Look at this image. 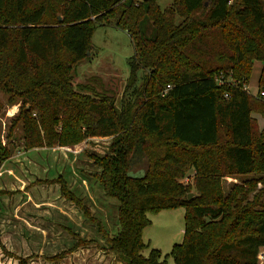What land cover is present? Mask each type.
<instances>
[{"label":"trees","instance_id":"1","mask_svg":"<svg viewBox=\"0 0 264 264\" xmlns=\"http://www.w3.org/2000/svg\"><path fill=\"white\" fill-rule=\"evenodd\" d=\"M28 1L0 0V89L21 103L26 150L111 137L96 165L104 195L118 202L117 233L109 237L90 216L108 251L121 264H168L156 249L143 255L146 213L183 207L184 240L171 253L176 264H259L264 191L250 201L254 189L245 186L264 179L228 195L220 179L264 172V127L254 116L264 118V102L243 90L261 62L258 93L264 91L263 1L173 0L163 10L156 0H53L61 23L45 20V5L30 8ZM104 26L127 33L134 49L123 92L131 95L119 107L113 97L72 86L74 68ZM219 76L239 84L219 85ZM9 156L0 139V167ZM138 170L142 176L131 174ZM191 171L197 197L183 182Z\"/></svg>","mask_w":264,"mask_h":264},{"label":"rangeland","instance_id":"2","mask_svg":"<svg viewBox=\"0 0 264 264\" xmlns=\"http://www.w3.org/2000/svg\"><path fill=\"white\" fill-rule=\"evenodd\" d=\"M156 1L163 10L173 3V0ZM28 3L30 8L45 5V20L51 23L63 21L57 2L29 0ZM146 26L147 23L142 26L145 35L152 37L151 27L145 30ZM133 54L127 33L109 26L98 27L91 37L87 58L79 62L72 72L73 88L84 95L106 94L113 97L116 107H119L122 97L127 99L131 95V91L126 96L123 92L129 75L127 61ZM262 65L254 62L249 83L253 96L258 95ZM140 84L141 80L136 86ZM10 97L0 89V139L10 152L9 159L0 167V264H119L90 220L92 217L95 223L100 222L109 237L117 233L118 202L104 195L98 183L101 169L96 165L99 157L108 153L111 137L88 138L66 147L26 150L21 121L17 116L21 103ZM143 173L141 170L131 172L136 177ZM257 178L264 179V172L247 177L221 178L222 193L228 195L234 186L244 187V182ZM194 181V171L183 180L190 184V191L197 197L199 191ZM60 183L65 184L64 194ZM245 189H254L248 193L251 201L258 193H263L264 183L245 186ZM69 191L72 196L67 193ZM71 197L86 206L89 211L87 217L78 205L70 201ZM185 213L183 207L147 212L149 225L142 232V241L149 249L144 250L143 255H148L150 249H156L162 260L176 264L171 253L174 246L184 240ZM263 257L264 248H261L259 264H264Z\"/></svg>","mask_w":264,"mask_h":264},{"label":"built area","instance_id":"3","mask_svg":"<svg viewBox=\"0 0 264 264\" xmlns=\"http://www.w3.org/2000/svg\"><path fill=\"white\" fill-rule=\"evenodd\" d=\"M227 81L231 82L234 86L239 84L238 82L232 80L231 78L224 80L223 76L217 77V82L219 85H224ZM243 90L248 92L251 95H254L253 93L250 92L249 84H244ZM257 96L264 102V91L259 92ZM227 97H228V95H227ZM263 260H264V257H263Z\"/></svg>","mask_w":264,"mask_h":264},{"label":"crops","instance_id":"4","mask_svg":"<svg viewBox=\"0 0 264 264\" xmlns=\"http://www.w3.org/2000/svg\"><path fill=\"white\" fill-rule=\"evenodd\" d=\"M257 118V117H256ZM260 118V119H259ZM257 118L259 123H260V126L263 128L264 127V118L263 117H259ZM1 191V190H0ZM120 264V263H119Z\"/></svg>","mask_w":264,"mask_h":264},{"label":"water","instance_id":"5","mask_svg":"<svg viewBox=\"0 0 264 264\" xmlns=\"http://www.w3.org/2000/svg\"><path fill=\"white\" fill-rule=\"evenodd\" d=\"M193 197H194V195H193V194H190V195H189V198H190V199H191V198H193Z\"/></svg>","mask_w":264,"mask_h":264}]
</instances>
